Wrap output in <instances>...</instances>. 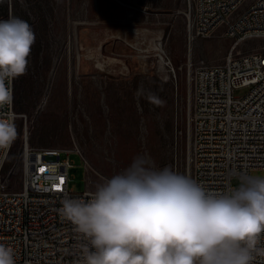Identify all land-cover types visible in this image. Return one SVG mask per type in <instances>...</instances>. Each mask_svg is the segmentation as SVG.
I'll return each instance as SVG.
<instances>
[{
    "label": "rangeland",
    "instance_id": "rangeland-1",
    "mask_svg": "<svg viewBox=\"0 0 264 264\" xmlns=\"http://www.w3.org/2000/svg\"><path fill=\"white\" fill-rule=\"evenodd\" d=\"M7 6L9 17L27 21L35 33L30 68L15 79L18 135L5 165L11 190L23 186L26 135L34 149L72 152L69 187L77 192L95 191L136 155L191 177V73L200 62L221 63L231 38L218 31L190 44L187 0H7ZM260 43L250 40L239 50ZM160 49L173 68L162 64Z\"/></svg>",
    "mask_w": 264,
    "mask_h": 264
},
{
    "label": "built area",
    "instance_id": "built-area-1",
    "mask_svg": "<svg viewBox=\"0 0 264 264\" xmlns=\"http://www.w3.org/2000/svg\"><path fill=\"white\" fill-rule=\"evenodd\" d=\"M185 14L190 44L218 31L233 40L221 63L200 62L190 77L191 177L208 190L225 192L234 186L236 175L264 171V0H187ZM250 40L261 43L239 50ZM159 58L173 68L165 50L160 49ZM14 87L15 79L13 103L0 108V118L11 117L16 124ZM243 88L248 91L237 95ZM10 151L0 162V244L13 250L15 264H79L87 241L58 209L64 198L88 199L94 191L69 187L72 152L34 149L26 135L23 186L11 190L5 173ZM254 264H264V256H257Z\"/></svg>",
    "mask_w": 264,
    "mask_h": 264
},
{
    "label": "clouds",
    "instance_id": "clouds-1",
    "mask_svg": "<svg viewBox=\"0 0 264 264\" xmlns=\"http://www.w3.org/2000/svg\"><path fill=\"white\" fill-rule=\"evenodd\" d=\"M34 43L27 21L0 20V108L13 103L12 82L26 74ZM17 135L14 120L0 118V162ZM235 179L216 192L136 155L90 198H64L58 213L87 241L79 264H254L264 256V178ZM0 264H15L4 244Z\"/></svg>",
    "mask_w": 264,
    "mask_h": 264
},
{
    "label": "trees",
    "instance_id": "trees-1",
    "mask_svg": "<svg viewBox=\"0 0 264 264\" xmlns=\"http://www.w3.org/2000/svg\"><path fill=\"white\" fill-rule=\"evenodd\" d=\"M0 17H2L3 20H7L9 18V14H8V6H7V0H2V2H0ZM28 61H29V57H28ZM28 68L29 67V63H28ZM184 89V88H183ZM186 91H182V101L185 104L186 103ZM186 115V112H183V117Z\"/></svg>",
    "mask_w": 264,
    "mask_h": 264
},
{
    "label": "snow or ice",
    "instance_id": "snow-or-ice-1",
    "mask_svg": "<svg viewBox=\"0 0 264 264\" xmlns=\"http://www.w3.org/2000/svg\"><path fill=\"white\" fill-rule=\"evenodd\" d=\"M41 171H43V169H41ZM61 183H63V180H61Z\"/></svg>",
    "mask_w": 264,
    "mask_h": 264
}]
</instances>
